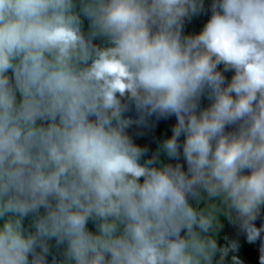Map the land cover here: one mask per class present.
Listing matches in <instances>:
<instances>
[{
	"label": "clouds",
	"instance_id": "clouds-1",
	"mask_svg": "<svg viewBox=\"0 0 264 264\" xmlns=\"http://www.w3.org/2000/svg\"><path fill=\"white\" fill-rule=\"evenodd\" d=\"M262 211L264 0H0V264H264Z\"/></svg>",
	"mask_w": 264,
	"mask_h": 264
},
{
	"label": "flooded vegetation",
	"instance_id": "flooded-vegetation-1",
	"mask_svg": "<svg viewBox=\"0 0 264 264\" xmlns=\"http://www.w3.org/2000/svg\"><path fill=\"white\" fill-rule=\"evenodd\" d=\"M130 115H133V113H129ZM166 123V122H165ZM174 125V122H172V124H168L167 128H164V132L165 130L168 131L167 133L171 132V127ZM167 137V136H166ZM166 137H162L160 140L166 138ZM136 139L137 141V145L139 144V146H143L144 143H142L143 139L141 137L138 136ZM160 140H150L149 141V145L147 146L148 148V153L147 155H151L152 152L156 149L157 146V142ZM222 220V228L219 230V237H218V244H223L225 243V237L228 240H235L238 242V244L240 246H242V252L238 253L239 255H237L239 257V259L242 261V264H259V246H260V241L257 240L254 243H249L247 242L244 234H242L240 232V230L238 229L237 226L231 224L229 221H227L224 218H221ZM261 222H264V211H262V215L261 217H258L257 220L255 221L256 226L259 227ZM246 247V248H243Z\"/></svg>",
	"mask_w": 264,
	"mask_h": 264
},
{
	"label": "rangeland",
	"instance_id": "rangeland-1",
	"mask_svg": "<svg viewBox=\"0 0 264 264\" xmlns=\"http://www.w3.org/2000/svg\"><path fill=\"white\" fill-rule=\"evenodd\" d=\"M152 119H154V118H150L148 127H143V126L137 127V126L133 125L129 129V134L133 137V140L135 143H137V141H138L136 139L137 134L139 137H141L143 139L142 143H144L143 144L144 147H147L149 145L148 143L150 140H160L162 137H166V136L171 135V132L167 133L168 131H166V130L164 132V128H167L168 124H172V122L175 123V117L174 116H170L167 119L157 120V121H155L154 126L152 124Z\"/></svg>",
	"mask_w": 264,
	"mask_h": 264
},
{
	"label": "trees",
	"instance_id": "trees-1",
	"mask_svg": "<svg viewBox=\"0 0 264 264\" xmlns=\"http://www.w3.org/2000/svg\"><path fill=\"white\" fill-rule=\"evenodd\" d=\"M208 3H209V0H205V9H207ZM207 19H208L207 10L197 16H193L191 20H188L185 23V27H184L185 34H193L195 32H198ZM230 75L231 73H226V76L230 77ZM207 103H208L207 100H202V105L206 106ZM89 227L91 228L92 225L89 224ZM243 248H246V247H243ZM241 252H242V246L239 245V248L235 254L239 255L238 253H241Z\"/></svg>",
	"mask_w": 264,
	"mask_h": 264
}]
</instances>
